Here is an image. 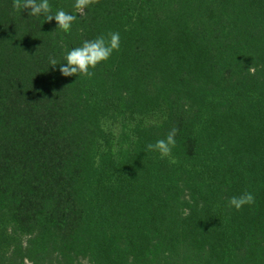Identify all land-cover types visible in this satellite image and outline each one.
I'll return each instance as SVG.
<instances>
[{
  "label": "trees",
  "instance_id": "16d2710c",
  "mask_svg": "<svg viewBox=\"0 0 264 264\" xmlns=\"http://www.w3.org/2000/svg\"><path fill=\"white\" fill-rule=\"evenodd\" d=\"M49 2L70 32L0 0V264H264V0ZM110 32L91 78L49 64Z\"/></svg>",
  "mask_w": 264,
  "mask_h": 264
},
{
  "label": "clouds",
  "instance_id": "9594fccd",
  "mask_svg": "<svg viewBox=\"0 0 264 264\" xmlns=\"http://www.w3.org/2000/svg\"><path fill=\"white\" fill-rule=\"evenodd\" d=\"M98 3V0H75V9L81 14L92 4ZM13 8L16 10H28L29 16L39 17L43 15L46 21L53 19L57 22V28L64 32H70L76 16L58 10L54 14L49 0H13ZM120 48L119 32H110L108 37L101 35L93 40H85L82 46L74 47L65 55V62L58 63L54 57H49V64L53 67L59 65L60 73L65 77L86 76L91 78L94 75L93 69L98 64L107 61L114 51ZM179 132L178 127H173L165 138L157 140L155 143L146 145V151L158 152L161 159L168 158L171 163H176L172 156V149L176 146V136ZM255 202V196L252 192L244 191L239 195L229 198V205L239 210L244 205H251Z\"/></svg>",
  "mask_w": 264,
  "mask_h": 264
},
{
  "label": "rangeland",
  "instance_id": "374dc122",
  "mask_svg": "<svg viewBox=\"0 0 264 264\" xmlns=\"http://www.w3.org/2000/svg\"><path fill=\"white\" fill-rule=\"evenodd\" d=\"M162 118V115L161 114H157V115H154V116H151L149 118V120H152V121H158ZM111 121H104L103 125L105 128L107 129H115V134H114V139L116 140L117 143H120L123 141L124 137L121 133V131L119 129H121L123 126H124V120L120 119L118 121H115L114 123H112L111 125ZM164 160L168 161L169 163H171L169 161L168 158H164Z\"/></svg>",
  "mask_w": 264,
  "mask_h": 264
}]
</instances>
